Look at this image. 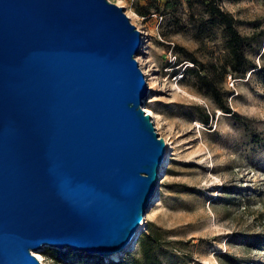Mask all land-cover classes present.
I'll use <instances>...</instances> for the list:
<instances>
[{
    "label": "water",
    "instance_id": "obj_1",
    "mask_svg": "<svg viewBox=\"0 0 264 264\" xmlns=\"http://www.w3.org/2000/svg\"><path fill=\"white\" fill-rule=\"evenodd\" d=\"M142 39L109 0H0V264L135 247L168 163Z\"/></svg>",
    "mask_w": 264,
    "mask_h": 264
},
{
    "label": "rangeland",
    "instance_id": "obj_2",
    "mask_svg": "<svg viewBox=\"0 0 264 264\" xmlns=\"http://www.w3.org/2000/svg\"><path fill=\"white\" fill-rule=\"evenodd\" d=\"M112 2L125 7L143 34L136 58L144 60L139 66L149 78L145 110L154 112L157 132L172 147L142 232L155 223L170 240L182 242L162 254L165 264H222L224 256L264 264V0ZM214 7L236 19L240 34L256 36L246 55L257 68L245 76L224 77L218 70L228 51ZM192 59L217 69V83L235 115L199 93ZM203 111L211 115L210 124L203 122ZM57 250L71 249L45 246L38 251L43 264H78L76 256L58 262ZM131 251L136 246L118 261L128 260ZM82 261L100 264L86 262V256ZM111 261L117 262L105 258L103 264Z\"/></svg>",
    "mask_w": 264,
    "mask_h": 264
},
{
    "label": "trees",
    "instance_id": "obj_3",
    "mask_svg": "<svg viewBox=\"0 0 264 264\" xmlns=\"http://www.w3.org/2000/svg\"><path fill=\"white\" fill-rule=\"evenodd\" d=\"M167 1L166 5H168ZM210 6V4H208ZM211 14L215 16L224 27L227 37L228 55L224 63L218 70H222L224 77L229 74H238L245 76L248 71L257 68L256 64L246 55V49L252 48L256 42V36H247L239 33L236 27V19L231 15L223 12L218 7L212 8ZM193 64L197 67L192 70L193 77L196 81L200 94L211 99L218 109L225 113L235 115L234 111L227 106L226 97L221 86L217 83V69L208 70L203 64L192 59ZM229 70V71H228ZM203 122L210 124L211 115L203 111ZM237 117L239 115H236ZM240 120V119H237ZM173 244H182L181 241L175 242L169 239L167 231L157 226L155 223H148L146 231L142 232L136 241V252L131 251L128 260L111 261V264H165L162 254L165 253ZM76 256V257H75ZM90 259H98L103 264L104 259L99 255H83L75 253L72 250L63 252L60 250L53 251V258L58 262H71L74 257L78 259V264H86ZM184 262V260H183ZM222 264H240L233 256H224ZM77 264V263H74Z\"/></svg>",
    "mask_w": 264,
    "mask_h": 264
},
{
    "label": "bare ground",
    "instance_id": "obj_4",
    "mask_svg": "<svg viewBox=\"0 0 264 264\" xmlns=\"http://www.w3.org/2000/svg\"><path fill=\"white\" fill-rule=\"evenodd\" d=\"M129 16H130V15H129ZM130 18H131V16H130ZM138 61H139L140 65L142 66L144 60H143L142 58L139 57V58H138ZM147 81H148V83H149V78H147ZM148 87H149V86H148ZM146 112H147L149 115H151L152 117H155V114H154V112L151 110V108L146 107ZM167 145H168V149H167V161H168V155H169L170 151L172 150V147H171V144L168 143V142H167ZM164 166H165V161L163 162V164H162V166H161V169H160V176H161V173L163 172V168H164ZM145 226H146V221H145V222L143 221V224L141 225V228L139 229V231H140L141 233H142V231H144ZM129 247H130L129 250H133L134 245H133V244H130ZM33 254H34V256H35V257L41 262V264H43V259H42L41 254H39V253L36 252V251H33ZM124 254H125V252H122V253H116V254L113 255V259H120Z\"/></svg>",
    "mask_w": 264,
    "mask_h": 264
},
{
    "label": "built area",
    "instance_id": "obj_5",
    "mask_svg": "<svg viewBox=\"0 0 264 264\" xmlns=\"http://www.w3.org/2000/svg\"><path fill=\"white\" fill-rule=\"evenodd\" d=\"M110 2H112V0H109ZM113 3V2H112ZM147 82V81H146ZM146 111V110H145ZM147 113V112H146Z\"/></svg>",
    "mask_w": 264,
    "mask_h": 264
}]
</instances>
